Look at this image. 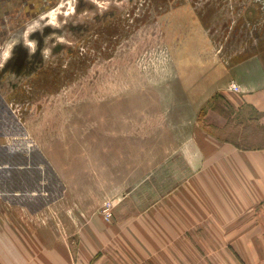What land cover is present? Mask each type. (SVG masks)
Masks as SVG:
<instances>
[{
    "label": "rangeland",
    "instance_id": "374dc122",
    "mask_svg": "<svg viewBox=\"0 0 264 264\" xmlns=\"http://www.w3.org/2000/svg\"><path fill=\"white\" fill-rule=\"evenodd\" d=\"M61 1L46 17L54 30L42 46L45 65L0 72V96L64 160L65 176L113 201L110 222L128 231L120 264H264L263 208L228 206L216 184L183 191L175 182L189 174L182 146L206 126L222 87L264 84V0ZM44 24L3 40L0 69L10 44ZM228 137L264 148V125L253 120ZM174 188L191 200L186 231L167 228ZM173 212L182 223L183 207Z\"/></svg>",
    "mask_w": 264,
    "mask_h": 264
},
{
    "label": "crops",
    "instance_id": "0c3cea01",
    "mask_svg": "<svg viewBox=\"0 0 264 264\" xmlns=\"http://www.w3.org/2000/svg\"><path fill=\"white\" fill-rule=\"evenodd\" d=\"M231 83L241 90H232ZM256 84L229 82L213 99L206 126L182 146L189 174L171 178L183 191L193 183L216 184L221 191L217 199L228 206L264 210V148H242L228 137L253 120L264 125V84ZM33 135L38 136L26 118L0 112V264H120L121 239L128 231L103 218L102 199L65 176L64 160L53 159L47 142ZM167 195V228L186 231L191 200L175 197V188ZM125 198L120 201L126 204ZM139 201L136 217L143 214ZM177 204L183 207L182 223L170 218L176 220ZM116 213L113 209L115 221Z\"/></svg>",
    "mask_w": 264,
    "mask_h": 264
},
{
    "label": "flooded vegetation",
    "instance_id": "af4514ba",
    "mask_svg": "<svg viewBox=\"0 0 264 264\" xmlns=\"http://www.w3.org/2000/svg\"><path fill=\"white\" fill-rule=\"evenodd\" d=\"M61 2V0H0V53L5 49L6 42L3 40L10 33H12L11 37L20 34L22 30L27 29L29 23L35 20L45 22L42 29L33 30L29 34V38H18L12 45L10 44L9 50L12 55L3 69H0V72L8 68L19 73L26 69L29 70L38 63L45 65L41 56L42 46L46 44V35H52L54 30L49 26L46 17L53 8L61 7ZM74 29L79 30V27L76 25ZM28 39H34L33 41L37 46L35 50L31 49L32 42H29ZM54 46L52 52L59 54L62 50V44L54 43ZM6 100L0 96V112L8 110L9 113L15 114L12 106L9 107Z\"/></svg>",
    "mask_w": 264,
    "mask_h": 264
},
{
    "label": "built area",
    "instance_id": "2783aa9c",
    "mask_svg": "<svg viewBox=\"0 0 264 264\" xmlns=\"http://www.w3.org/2000/svg\"><path fill=\"white\" fill-rule=\"evenodd\" d=\"M229 87L234 91L241 90V87L236 83H231ZM113 208H114V203L110 199L105 200L102 204L101 213L103 215V218L108 222L111 221L113 217Z\"/></svg>",
    "mask_w": 264,
    "mask_h": 264
}]
</instances>
